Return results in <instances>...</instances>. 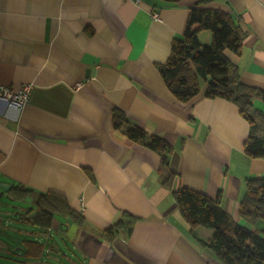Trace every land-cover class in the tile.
I'll list each match as a JSON object with an SVG mask.
<instances>
[{
  "label": "crops",
  "instance_id": "1",
  "mask_svg": "<svg viewBox=\"0 0 264 264\" xmlns=\"http://www.w3.org/2000/svg\"><path fill=\"white\" fill-rule=\"evenodd\" d=\"M197 4L0 0V94L5 86L33 82L21 108L0 98V191L8 195L2 184L12 182L57 191L82 218L62 220L60 228L56 218L48 228L34 225L45 238L11 241L0 234V264H224L193 237L163 186L161 155L115 128L116 108L171 144L174 190L187 186L219 198L236 221L264 228L239 214L247 179L264 176V158L245 152L251 125L239 105L206 96V85L182 102L159 69ZM206 6L232 14L248 31L240 53L225 52L243 83L264 89V0ZM199 38L210 44L212 32ZM78 81L83 84L75 88ZM18 201L28 204L20 220L31 224L30 199ZM119 220L122 231L108 239L104 231ZM56 228L68 249L45 241ZM197 231L205 239L215 233L203 225Z\"/></svg>",
  "mask_w": 264,
  "mask_h": 264
},
{
  "label": "trees",
  "instance_id": "2",
  "mask_svg": "<svg viewBox=\"0 0 264 264\" xmlns=\"http://www.w3.org/2000/svg\"><path fill=\"white\" fill-rule=\"evenodd\" d=\"M158 1L178 4L182 0ZM210 2L199 0V4L190 8L184 37L173 40L170 57L166 63L159 65L160 72L168 89L182 102L193 100L206 85V96L220 97L239 105L241 114L251 125L245 152L254 158H264V109L254 106L257 97L264 101V89L243 83L239 65L225 52L240 53L248 31L232 14L220 8L207 7ZM203 30L212 32L210 44L201 43L199 33ZM113 124L115 128H123L132 140L149 146L161 155L162 184L171 191L181 214L191 226L193 237L202 246L209 248L224 264H264V228L251 229L239 223L223 207L219 198L187 186L174 190L177 173L170 165L171 144L132 122L120 108L113 112ZM89 173L93 177V173ZM7 193L14 199H30L35 213L28 220L39 228L52 226L59 214L82 220L63 193L36 192L21 185H13ZM239 214L252 224L264 222V176L247 179ZM200 225L214 228L215 233L208 239L202 238L197 231ZM123 226L124 221L119 220L104 234L113 239Z\"/></svg>",
  "mask_w": 264,
  "mask_h": 264
},
{
  "label": "rangeland",
  "instance_id": "3",
  "mask_svg": "<svg viewBox=\"0 0 264 264\" xmlns=\"http://www.w3.org/2000/svg\"><path fill=\"white\" fill-rule=\"evenodd\" d=\"M254 106L264 109V101L257 99L254 101ZM26 211H28V204L25 202L11 199L7 194L0 196V234L4 238H10L11 241L17 238H45L39 228L20 220L22 213H26ZM67 218L69 217H63L60 214L56 215L58 228H60L62 220L67 221ZM262 223L264 225V222ZM58 228L54 230V236L45 241H49V243L53 241L59 242V233L56 232ZM59 244H61L62 248H69V245H65L62 242H59ZM64 262H67V260L65 259Z\"/></svg>",
  "mask_w": 264,
  "mask_h": 264
},
{
  "label": "built area",
  "instance_id": "4",
  "mask_svg": "<svg viewBox=\"0 0 264 264\" xmlns=\"http://www.w3.org/2000/svg\"><path fill=\"white\" fill-rule=\"evenodd\" d=\"M153 16L158 18L159 13L155 11ZM82 84L83 83L81 81H78L73 86L75 88H79ZM32 88L33 82H25L18 89L5 86L1 91L0 98L5 101L8 106L21 108L29 100Z\"/></svg>",
  "mask_w": 264,
  "mask_h": 264
},
{
  "label": "water",
  "instance_id": "5",
  "mask_svg": "<svg viewBox=\"0 0 264 264\" xmlns=\"http://www.w3.org/2000/svg\"><path fill=\"white\" fill-rule=\"evenodd\" d=\"M13 184H14V183L12 182V183L2 184V185H3V187H4L5 190H6V189H9L10 187H12ZM3 192H4V190L0 191V196L3 194Z\"/></svg>",
  "mask_w": 264,
  "mask_h": 264
}]
</instances>
